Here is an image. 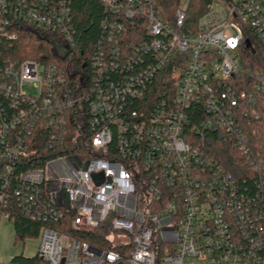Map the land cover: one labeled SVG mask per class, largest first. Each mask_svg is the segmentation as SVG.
Segmentation results:
<instances>
[{
  "label": "built area",
  "instance_id": "2783aa9c",
  "mask_svg": "<svg viewBox=\"0 0 264 264\" xmlns=\"http://www.w3.org/2000/svg\"><path fill=\"white\" fill-rule=\"evenodd\" d=\"M151 1L99 0L101 35L74 85L63 67L0 57V219L42 225L43 264H264V155L241 130L264 75L239 59L248 31L264 43V0L214 1L192 31L186 5L166 20ZM71 2L0 0V33L29 28L62 57L74 46ZM168 68L163 95L128 107ZM214 139L246 163L249 185ZM34 140L46 159L17 172ZM106 224L108 248L66 231Z\"/></svg>",
  "mask_w": 264,
  "mask_h": 264
},
{
  "label": "trees",
  "instance_id": "16d2710c",
  "mask_svg": "<svg viewBox=\"0 0 264 264\" xmlns=\"http://www.w3.org/2000/svg\"><path fill=\"white\" fill-rule=\"evenodd\" d=\"M217 0H185V22L184 30H195L197 22L208 10L212 2ZM183 0H152L151 6L166 20H172L174 11L181 6ZM72 10L71 24L73 25L74 46L69 49L67 54L60 57L52 51V43L49 39L39 36L29 28H23L18 25H12L0 33V57L5 60H35L40 64L52 63L56 66L66 69L69 80L74 85L78 82L79 75L89 73L87 66L91 51L95 48L101 35V21L105 18V11L99 0H72L70 4ZM131 22V21H130ZM130 22L129 25L131 24ZM10 38V36H13ZM248 39L253 47L246 45L242 47L239 54L241 70L248 71L251 74L264 75V43L254 37V32L248 31ZM134 38L129 37V40ZM134 42L132 41L131 44ZM244 78V77H243ZM169 68L156 75V78L145 87V96L143 101L131 100L129 106H143L144 100H153L164 94V91L171 87ZM246 79V78H245ZM245 87V86H244ZM74 89V88H73ZM255 103L253 105L254 115H248L241 120V130L245 134L250 144L251 150H258L264 155V93L256 92L253 94ZM146 105H149L146 103ZM248 107L247 104H244ZM197 118H192L195 121ZM211 135V134H209ZM36 136V134L34 135ZM216 141V139H214ZM34 149H37L36 157L28 160L22 159L15 168L16 171H24L29 168L41 165L46 159V151L43 143L34 140L32 143ZM70 144L67 146L69 147ZM212 150L218 157H225V166L236 176H242L246 184L251 183L247 177L246 163L238 160L231 147L223 146L219 142H213ZM243 184V181H240ZM67 218V217H66ZM66 221V220H65ZM14 229V239L24 240L26 238L36 239L40 227L38 222H33L23 214L18 213L12 222ZM67 227L68 223H65ZM62 227V226H61ZM60 228V226H59ZM57 228V229H59ZM61 230V229H60ZM68 233L74 236L77 241L86 242L90 247L97 249L108 248L106 236L110 233L109 226L102 225L94 231L76 232L74 229H66ZM125 252V249L122 250ZM15 264H43L38 255L33 257H18L11 260Z\"/></svg>",
  "mask_w": 264,
  "mask_h": 264
},
{
  "label": "rangeland",
  "instance_id": "374dc122",
  "mask_svg": "<svg viewBox=\"0 0 264 264\" xmlns=\"http://www.w3.org/2000/svg\"><path fill=\"white\" fill-rule=\"evenodd\" d=\"M183 0L181 5H184ZM23 91L27 94H36L35 89L31 84L23 85ZM38 238H26L24 240L14 239V229L12 221L0 219V263L8 264L14 258L18 257H33L36 255Z\"/></svg>",
  "mask_w": 264,
  "mask_h": 264
}]
</instances>
